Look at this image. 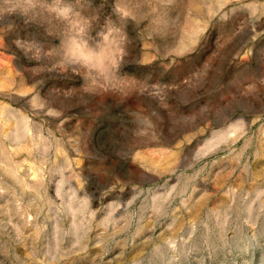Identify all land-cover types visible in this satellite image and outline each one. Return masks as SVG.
Segmentation results:
<instances>
[{"label":"rangeland","instance_id":"obj_1","mask_svg":"<svg viewBox=\"0 0 264 264\" xmlns=\"http://www.w3.org/2000/svg\"><path fill=\"white\" fill-rule=\"evenodd\" d=\"M0 264H264V0H0Z\"/></svg>","mask_w":264,"mask_h":264}]
</instances>
